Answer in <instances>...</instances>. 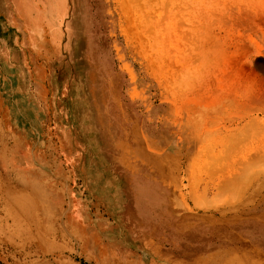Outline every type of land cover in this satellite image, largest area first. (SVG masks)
I'll return each mask as SVG.
<instances>
[{
    "label": "rangeland",
    "instance_id": "rangeland-1",
    "mask_svg": "<svg viewBox=\"0 0 264 264\" xmlns=\"http://www.w3.org/2000/svg\"><path fill=\"white\" fill-rule=\"evenodd\" d=\"M65 2L53 55L45 54L46 46L38 51L55 63L64 111L75 114L80 144L92 149L91 127L82 118L93 121L96 112L90 114L93 103L81 83L90 68L107 122L95 159L109 162L128 191L151 194L190 222L194 235H207L213 249L193 256V264H264V49L243 47L251 38L264 45V0ZM9 12V0H0V19ZM4 29L28 43L13 24ZM31 58V72L19 78L25 83L32 75L38 85L44 70ZM245 102L253 124L242 133L238 113ZM146 240L143 249L129 242L134 264H178L160 257L159 239ZM16 244L11 257L0 251V264H101L61 244L50 254L30 251L19 231ZM148 250L150 256L142 254Z\"/></svg>",
    "mask_w": 264,
    "mask_h": 264
},
{
    "label": "crops",
    "instance_id": "crops-1",
    "mask_svg": "<svg viewBox=\"0 0 264 264\" xmlns=\"http://www.w3.org/2000/svg\"><path fill=\"white\" fill-rule=\"evenodd\" d=\"M27 34L33 39L25 43L0 30V251L15 254L17 231L30 251L50 254L61 244L101 264H134L129 242L143 249L147 237L164 243L160 257L178 264H193V256L213 249L205 233L194 235L190 222L151 194L128 191L109 162L80 144L75 114L64 111L55 63L38 51L47 42ZM32 55L44 70L38 85L34 76L24 83L18 75L31 72Z\"/></svg>",
    "mask_w": 264,
    "mask_h": 264
},
{
    "label": "bare ground",
    "instance_id": "bare-ground-1",
    "mask_svg": "<svg viewBox=\"0 0 264 264\" xmlns=\"http://www.w3.org/2000/svg\"><path fill=\"white\" fill-rule=\"evenodd\" d=\"M9 6H10V12L8 17L6 18H1L0 19V27L5 28L9 24H13L14 29L16 31L22 32V35H26L27 38L31 39L28 37L27 33L36 34L39 37H44L43 41L47 42L46 43V50L45 54H47L49 57L53 55V52L51 51V47L53 46L52 49H54V45L60 40L62 34H61V22L64 18V15L66 13V2L65 0H9ZM232 11V9H230ZM229 10V11H230ZM235 11V10H234ZM248 11V10H247ZM253 11V10H252ZM260 12V11H259ZM232 13V12H231ZM256 13V12H255ZM240 14V13H239ZM242 14V13H241ZM253 14V12H252ZM258 14V13H257ZM255 14V15H257ZM261 14V13H260ZM230 15V13H229ZM245 15V14H244ZM250 16L249 14H247ZM238 16V15H237ZM236 16V17H237ZM247 16V17H248ZM259 17V14L257 15ZM256 16V17H257ZM232 17V16H231ZM235 17V18H236ZM238 20L243 21L241 19L242 16H238ZM246 17V18H247ZM250 18V17H249ZM234 19V16H233ZM245 19V17H244ZM256 19V18H254ZM235 21V20H234ZM237 21V20H236ZM232 22V21H231ZM235 23V22H233ZM242 23V22H241ZM242 23V24H243ZM249 23V22H248ZM246 25V23H245ZM251 25V24H250ZM68 27V35H71L72 32L70 30V25ZM245 28V27H244ZM246 29V28H245ZM77 31V30H76ZM83 33V32H82ZM33 39V38H32ZM40 41V40H39ZM39 41L37 44H39ZM85 41V40H84ZM42 42V39H41ZM246 43V42H244ZM243 43V44H244ZM249 45L244 44V52L246 50L250 53L252 52V48H254L255 53H261L263 52L264 45L256 42L253 38H251L248 41ZM246 45V46H245ZM56 47V46H55ZM39 50V49H38ZM83 52V49H82ZM248 53V54H249ZM254 53V54H255ZM245 54V53H244ZM243 54V55H244ZM247 55V54H246ZM252 55V53H251ZM257 55V54H256ZM255 55V56H256ZM259 55V54H258ZM78 57V56H77ZM246 57V56H245ZM251 57V56H250ZM249 57V58H250ZM85 58V57H84ZM247 58V57H246ZM253 58V57H252ZM245 59V58H244ZM248 59V58H247ZM251 59V58H250ZM255 60L261 59L260 57L256 56L254 57ZM81 61V60H80ZM247 61V60H244ZM244 61H242L244 63ZM253 61V60H251ZM260 61V60H259ZM88 62V61H87ZM86 62V63H87ZM78 63V62H77ZM242 64V63H241ZM89 65V64H88ZM243 65V64H242ZM241 67L243 68V66ZM245 65H249L245 63ZM244 65V66H245ZM251 66V65H250ZM88 67V66H87ZM245 68H248L247 66ZM250 68V67H249ZM84 69V68H83ZM82 71V70H81ZM44 74V73H43ZM41 74V75H43ZM19 75V74H18ZM40 73L38 74V81L40 82L42 76ZM81 83L86 87V92L92 101L93 105L91 104L90 107V114L94 113V120H90L87 118H82L83 121H88L90 124L91 130L88 133L87 139L92 145L93 148H98L99 149V144L104 139V135H102V131L104 127H107V122L102 116V113H99V105L97 103L98 101V95H97V88L94 87L95 83V77L91 71L90 68L86 69L81 76ZM30 92V91H29ZM85 93V92H84ZM99 93V92H98ZM249 96V95H248ZM86 98V97H85ZM247 102H245L246 104ZM241 104V103H240ZM239 104V105H240ZM249 107V106H248ZM252 110V108H251ZM254 110V109H253ZM263 114H264V108H262ZM238 120L241 125V131L242 133L243 130L247 129L249 130L250 127H252L251 124H253V117H251L250 113V107L247 108V104L244 106H240L239 108V113H238ZM86 124V123H85ZM238 124V123H237ZM239 126V125H238ZM247 127V128H246ZM249 127V128H248ZM244 128V129H243ZM240 130V129H239ZM246 130V131H247ZM109 131V130H108ZM240 131V133H241ZM250 132V131H249ZM253 132V131H252ZM99 151V150H98ZM94 157V156H93ZM176 195V194H175ZM263 196V195H262ZM189 199V198H188ZM173 200V199H172ZM188 204V203H187ZM194 207V206H193ZM216 207V206H215ZM226 207V206H225ZM208 208V207H207ZM192 209V208H191ZM196 209V208H195ZM217 209V208H216ZM194 210V209H192ZM207 210V209H206ZM236 210V209H234ZM205 211V210H204ZM211 210H209L210 212ZM179 212V211H178ZM198 213V212H197ZM200 213V212H199ZM232 213V212H231ZM212 214V213H211ZM219 216V215H218ZM209 218V217H208ZM228 218V217H227ZM141 242V241H140ZM136 243V242H135ZM130 244V243H129ZM149 251V250H148ZM143 254V253H142ZM152 254V253H151ZM140 255V254H139ZM146 255V254H145ZM240 258V257H239ZM168 259V258H167ZM176 259V258H175ZM200 260V259H199ZM198 260V261H199ZM234 261V260H233ZM127 262V261H126ZM169 262V261H168ZM254 262V261H253ZM243 263V262H242ZM259 263V262H258ZM208 264V263H207ZM244 264V263H243ZM252 264V263H251ZM255 264V263H254Z\"/></svg>",
    "mask_w": 264,
    "mask_h": 264
}]
</instances>
